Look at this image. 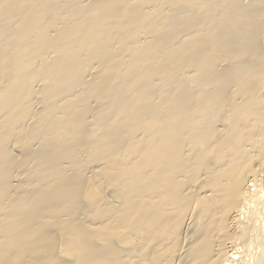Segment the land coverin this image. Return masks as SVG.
<instances>
[{"label":"bare ground","instance_id":"bare-ground-1","mask_svg":"<svg viewBox=\"0 0 264 264\" xmlns=\"http://www.w3.org/2000/svg\"><path fill=\"white\" fill-rule=\"evenodd\" d=\"M263 179L264 0H0V264H264Z\"/></svg>","mask_w":264,"mask_h":264},{"label":"rangeland","instance_id":"rangeland-1","mask_svg":"<svg viewBox=\"0 0 264 264\" xmlns=\"http://www.w3.org/2000/svg\"><path fill=\"white\" fill-rule=\"evenodd\" d=\"M262 182H263V184H262V183H260V185L258 184V187H259V186L261 187V186H263V185H264V179H263V181H262ZM249 183H250L251 185H252V184H254V183H251V182H249V181H248V184L246 185V186H247V188H249V189H250V188H251V189H253V187H252V186H251ZM248 186H250V187H248ZM258 187H257V188H258ZM261 188H263V189H264V186H263V187H261ZM258 189H259V188H258ZM252 191H253V190H252ZM252 208H253V206H252ZM254 208H255V209H254ZM254 208L252 209V211L254 210V211H255V213H256V212L258 211V209L256 208V206H254ZM256 210H257V211H256ZM258 213H259V211L257 212V216L259 217L260 215H259ZM258 217H257V218H258ZM259 218H261V219H257V220H258V222H257V223H259V225H260V221H261V222H263L264 220H263L262 218H264V217L260 216ZM263 224H264V223H263ZM263 224H262L261 226H264ZM243 252H244V251H243ZM243 252H242V253H243ZM244 254H247V253L245 252ZM244 254H243V255H244ZM246 256H247V255H246Z\"/></svg>","mask_w":264,"mask_h":264}]
</instances>
